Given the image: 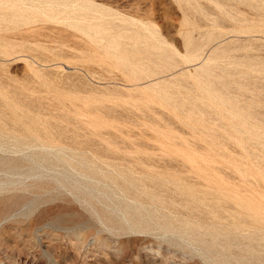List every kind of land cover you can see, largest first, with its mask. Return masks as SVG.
Instances as JSON below:
<instances>
[{
  "label": "rangeland",
  "instance_id": "374dc122",
  "mask_svg": "<svg viewBox=\"0 0 264 264\" xmlns=\"http://www.w3.org/2000/svg\"><path fill=\"white\" fill-rule=\"evenodd\" d=\"M0 264H264V0H0Z\"/></svg>",
  "mask_w": 264,
  "mask_h": 264
}]
</instances>
